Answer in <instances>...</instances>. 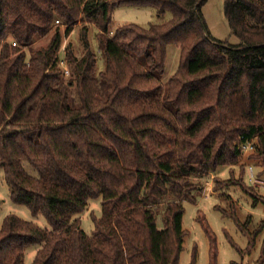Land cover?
I'll return each instance as SVG.
<instances>
[{
  "label": "trees",
  "instance_id": "trees-1",
  "mask_svg": "<svg viewBox=\"0 0 264 264\" xmlns=\"http://www.w3.org/2000/svg\"><path fill=\"white\" fill-rule=\"evenodd\" d=\"M206 1L0 0V169L11 198L51 225L7 214L0 264H24L33 244L31 264H180L185 201L197 199L193 176L236 165L248 141L264 171V0H225L237 42L212 35ZM122 5L171 17L113 30ZM79 22L85 51L66 44L67 74L63 35ZM171 43L179 63L165 82ZM246 170L229 185L248 191ZM96 196L103 212L87 234L76 216ZM253 196L254 205L264 201ZM216 208L248 229L251 214Z\"/></svg>",
  "mask_w": 264,
  "mask_h": 264
},
{
  "label": "rangeland",
  "instance_id": "rangeland-1",
  "mask_svg": "<svg viewBox=\"0 0 264 264\" xmlns=\"http://www.w3.org/2000/svg\"><path fill=\"white\" fill-rule=\"evenodd\" d=\"M203 13L212 35L221 40L237 42L238 38L231 33L229 20L225 12V0H207L203 5ZM171 17L167 11L160 16L153 6L122 5L113 12L112 29L123 23L135 22L148 26L153 22L164 21ZM84 22L75 25L68 36L63 35V45L71 42L76 53L82 54L84 43L81 37V28ZM64 31V26L62 27ZM96 24H89V39L93 49L98 53L99 69H104L105 58L99 49L96 33ZM11 40V37H8ZM49 39H40L35 47L44 46ZM28 53L29 49H26ZM64 55V50L60 52ZM180 48L171 43L167 48L166 72L163 80L166 82L178 68ZM256 140V139H255ZM252 149L243 151V155L236 165L220 166L216 171L196 174L193 176L196 190V201H185L183 225L186 229L183 250L180 255V264H190L194 251L196 252V264H210L212 259V242L207 232V226L212 231L217 246L216 264H256L264 255V201L253 204L254 196L264 199V171L260 161L255 156L251 157ZM253 167V179L250 166ZM243 166L247 170L244 180L247 182L248 191L240 186L229 185L237 181L239 172ZM236 170V174L231 172ZM217 187L219 189L217 190ZM11 189L6 181L4 169H0V227L4 218L9 213H15L23 219L32 220L40 226L51 228L44 214L35 215L26 204L15 202L11 198ZM230 193V195H228ZM253 193V194H252ZM230 196V198L228 197ZM227 207L229 211L238 210L243 220L251 214L248 229L243 231L236 220L223 215L220 209L215 207ZM236 205V206H235ZM103 212L102 196L89 199L87 207L77 214L81 220V227L87 234H92L95 228V217H100ZM202 215V216H201ZM204 218V220L202 219ZM161 222V217H159ZM161 224V223H160ZM40 244L30 245L25 254L24 264H31Z\"/></svg>",
  "mask_w": 264,
  "mask_h": 264
},
{
  "label": "built area",
  "instance_id": "built-area-1",
  "mask_svg": "<svg viewBox=\"0 0 264 264\" xmlns=\"http://www.w3.org/2000/svg\"><path fill=\"white\" fill-rule=\"evenodd\" d=\"M13 44H16V41H13ZM62 49L64 50V47H62ZM61 52V51H60ZM60 63H61V65L64 67V69H65V72L68 74L69 72H70V70H69V67L67 66V62L65 61V57H64V55L62 56V58H61V60H60ZM254 146H253V142H251V141H248V142H246V143H244L243 145H242V150L243 151H246V150H250V149H252ZM250 172H251V178L253 179L254 177V175H253V167L252 166H250Z\"/></svg>",
  "mask_w": 264,
  "mask_h": 264
}]
</instances>
